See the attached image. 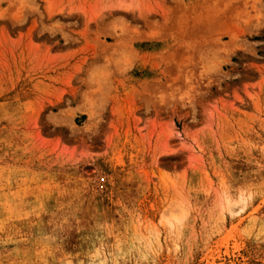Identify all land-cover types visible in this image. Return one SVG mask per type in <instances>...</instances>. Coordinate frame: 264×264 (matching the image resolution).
<instances>
[{"label":"rangeland","instance_id":"obj_1","mask_svg":"<svg viewBox=\"0 0 264 264\" xmlns=\"http://www.w3.org/2000/svg\"><path fill=\"white\" fill-rule=\"evenodd\" d=\"M0 264H264V0H0Z\"/></svg>","mask_w":264,"mask_h":264},{"label":"bare ground","instance_id":"obj_2","mask_svg":"<svg viewBox=\"0 0 264 264\" xmlns=\"http://www.w3.org/2000/svg\"><path fill=\"white\" fill-rule=\"evenodd\" d=\"M178 219V218H177ZM180 220V219H179Z\"/></svg>","mask_w":264,"mask_h":264}]
</instances>
